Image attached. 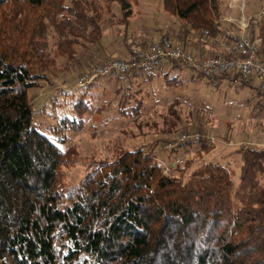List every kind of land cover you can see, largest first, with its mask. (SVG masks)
<instances>
[{
	"label": "trees",
	"instance_id": "1",
	"mask_svg": "<svg viewBox=\"0 0 264 264\" xmlns=\"http://www.w3.org/2000/svg\"><path fill=\"white\" fill-rule=\"evenodd\" d=\"M162 1L205 45L234 42L212 0ZM133 13L132 0H0V264H264V150L242 146L234 152L242 158L237 186L221 164H208L187 180L185 162L178 174L163 175L156 154L162 139L93 163L78 185L61 183L67 155L39 131L28 91L41 87L58 59L78 64V48L94 58L105 27H128ZM249 33L264 62V14L251 19ZM156 72L114 76L116 90L140 75L152 82ZM208 78L235 85L233 76ZM244 86L264 98L258 86L237 87ZM134 95L124 93L119 101L122 117L140 116L143 101L132 107ZM75 108L78 118L64 117L60 126L79 132L90 107L82 99ZM54 128L57 137L63 129ZM178 136L170 140L175 156L184 146L204 145L202 136L185 144Z\"/></svg>",
	"mask_w": 264,
	"mask_h": 264
},
{
	"label": "rangeland",
	"instance_id": "2",
	"mask_svg": "<svg viewBox=\"0 0 264 264\" xmlns=\"http://www.w3.org/2000/svg\"><path fill=\"white\" fill-rule=\"evenodd\" d=\"M132 3L134 13L129 26L107 25L103 48L97 49L94 58L78 48V64L68 66L66 59H58L54 71L47 74L48 79L41 82V87L28 91L39 131L56 141L67 155V163L59 172L61 183L65 187L78 185L93 163L114 161L128 151L149 148L162 139L165 143L156 148L157 161L170 163L183 157L184 179L208 164H221L227 167L237 186L242 158L234 152L242 146L264 150V98L250 86L237 87L227 80L211 79L177 64L176 69H170L166 63L162 69L152 70L157 71L152 82L144 81L146 76L140 75L130 85L124 82V91L120 93L116 90L119 82L114 76L102 79L85 91L70 89L87 65L122 57V50L133 45L146 46L164 36L185 48L183 43L186 45V42H178L190 36L183 29L185 23L170 13L162 0H132ZM212 4L216 16L232 14L237 18L228 17V23L225 22L229 24L226 28L234 33L242 19L249 22L250 18H261L264 14V0H212ZM125 33L127 41L130 40L128 45L123 42ZM208 50V55L234 58L232 51ZM91 58L95 61H90ZM165 78L175 84L167 83ZM127 92L135 94V99L129 98L132 107L143 101L137 118L119 114V101ZM57 94L59 97L54 98ZM82 99L90 107L83 116V129L79 132L63 129L61 119H77L75 103ZM54 127L64 131L55 137L52 135ZM182 132L199 133L204 145L184 146L177 156L165 150L166 144L175 141ZM174 174H178L177 171ZM260 181L264 185V175Z\"/></svg>",
	"mask_w": 264,
	"mask_h": 264
},
{
	"label": "built area",
	"instance_id": "3",
	"mask_svg": "<svg viewBox=\"0 0 264 264\" xmlns=\"http://www.w3.org/2000/svg\"><path fill=\"white\" fill-rule=\"evenodd\" d=\"M251 19L249 22L242 19L238 24L237 33L230 29L226 31V35L234 39L237 57L196 56L185 50L182 45L176 44L166 37H161L146 46H131L123 59H111L101 65L88 66L70 89H82L101 78L159 69L168 63L185 66L208 77L233 76L236 86L252 83L258 86L264 94V62L259 57L257 43L252 40L249 33ZM200 138L199 133L184 132L178 136L177 143L198 142ZM174 146L175 144L168 143L165 150H171ZM183 163L184 158L180 156L170 163L157 161V166L163 175L172 176L176 167Z\"/></svg>",
	"mask_w": 264,
	"mask_h": 264
},
{
	"label": "crops",
	"instance_id": "4",
	"mask_svg": "<svg viewBox=\"0 0 264 264\" xmlns=\"http://www.w3.org/2000/svg\"><path fill=\"white\" fill-rule=\"evenodd\" d=\"M212 6H214V5L212 4ZM231 15L232 14L227 15V16L226 15H219L218 16L219 17V21H221L223 23H225V22L228 23L227 22V20H228L227 18L228 17L236 18L235 16H233V15L231 16ZM227 25H229V24H225L224 26L226 27ZM183 29L185 30V32L190 34V36H188V38H190L191 41L193 40V42H195V43H191V41H189L188 38H187L186 41L184 40L185 38H182L181 41L180 40L178 41L180 43L181 42H186V45L183 43V46L185 47L184 49L187 50L188 52H190V53H192V54H194L196 56H207L208 55L207 51H209L208 49L216 50V51L217 50H219V51L224 50V51H228V52L232 51L233 57H237V52H236L235 45H234L233 42H230L229 44H226L225 43V39L221 38L219 40L213 39V42H211L208 45H205L204 43H202L201 38L197 36L195 31L190 30L189 27L186 26V25H184ZM162 37H164V36H162ZM128 42H130V40ZM230 45H232V48L230 47ZM126 55H127V50L123 49L122 50V58H125ZM208 56H210V55H208Z\"/></svg>",
	"mask_w": 264,
	"mask_h": 264
}]
</instances>
